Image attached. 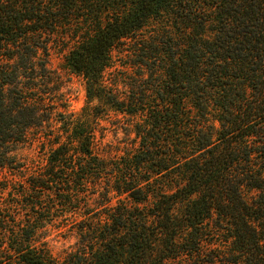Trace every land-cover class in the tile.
Returning a JSON list of instances; mask_svg holds the SVG:
<instances>
[{"label": "trees", "instance_id": "trees-1", "mask_svg": "<svg viewBox=\"0 0 264 264\" xmlns=\"http://www.w3.org/2000/svg\"><path fill=\"white\" fill-rule=\"evenodd\" d=\"M53 42L88 104L136 119V146L104 159L88 120L52 126ZM130 46L147 76L125 93L104 74ZM30 134L49 153L0 206V264H264V0H0V172ZM70 215L55 257L40 235Z\"/></svg>", "mask_w": 264, "mask_h": 264}, {"label": "rangeland", "instance_id": "rangeland-1", "mask_svg": "<svg viewBox=\"0 0 264 264\" xmlns=\"http://www.w3.org/2000/svg\"><path fill=\"white\" fill-rule=\"evenodd\" d=\"M168 24L170 22L162 18L152 20L143 34L145 37H149L151 31L158 33L163 27L168 26L169 28ZM63 48V44L56 45L54 42L50 43L48 48V68L59 78L58 95L52 97L58 102L57 113L51 122L52 126L59 128V122H62L63 119L66 121L81 116L88 120L94 128L95 152L101 158L111 159L123 155L124 151L137 144L133 134V124L136 119L114 110L104 102L93 101L88 104L85 82L66 68L64 56L67 53V48ZM131 48L132 46L127 50L116 49L112 53L113 67L104 74L107 85L117 82L119 90L125 93L129 91V84L138 79L137 75L145 74L147 76V73L143 71L144 68L136 64L135 55L137 52L132 51ZM30 135L29 143L20 145L13 153L16 158L14 166L21 167L19 172L13 171L16 174L15 177H12L10 175L12 173L8 170L0 172V206L5 208L16 206L15 199L21 195L18 194L20 192L19 185L25 180L27 174L44 165L47 159L48 146L42 149L41 143L37 139L34 140L32 134ZM103 193L102 189L97 186L87 188L83 196L84 201L81 203L83 204L81 205L82 212H84V208H88L92 215L102 210L105 204L102 200ZM111 198V204L114 205L116 198ZM69 217L67 222H63L61 219L60 221L58 218L47 221L44 224L43 233L40 235L39 242H45L55 257H62L65 252L71 251L75 246V236L62 229V226L75 221L71 215Z\"/></svg>", "mask_w": 264, "mask_h": 264}]
</instances>
